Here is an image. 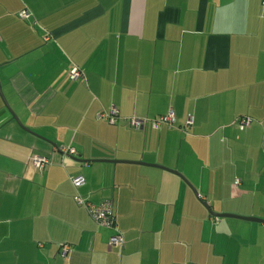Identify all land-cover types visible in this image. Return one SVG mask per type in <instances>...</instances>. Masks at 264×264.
I'll list each match as a JSON object with an SVG mask.
<instances>
[{
	"label": "crops",
	"instance_id": "crops-1",
	"mask_svg": "<svg viewBox=\"0 0 264 264\" xmlns=\"http://www.w3.org/2000/svg\"><path fill=\"white\" fill-rule=\"evenodd\" d=\"M0 89V264H264V0H0Z\"/></svg>",
	"mask_w": 264,
	"mask_h": 264
},
{
	"label": "built area",
	"instance_id": "built-area-1",
	"mask_svg": "<svg viewBox=\"0 0 264 264\" xmlns=\"http://www.w3.org/2000/svg\"><path fill=\"white\" fill-rule=\"evenodd\" d=\"M29 15L30 12L26 8L18 12V16L20 18H27ZM45 39H47V37H45ZM68 76L71 80H76L80 76H82V71L78 67L73 66L69 69ZM97 117L100 119H104L111 124H114L119 118L117 110L114 107L110 108L108 111L98 113ZM173 121L174 116L171 111L162 116L152 119L154 127H158L163 123L171 125ZM145 122V118H129V124L135 128L142 127ZM236 122L240 129H244L250 124L251 118L247 116H241L237 119ZM190 123L191 117L187 116L185 126H188ZM59 151H61L63 156L75 153V149L70 146H62L59 148ZM29 160L38 171H42L45 167L51 164V158L43 154H32L29 156ZM70 181L74 185V187H80L85 183V178L82 175H74L71 176ZM75 202L86 209L90 218L98 227L108 228L114 231L113 234L109 236V246H115L118 248L123 247L124 237L122 235V232L116 226L115 216L113 212V203L111 200L94 202L85 197H82L81 195H77L75 198ZM68 251V245H61L60 253L62 256H65Z\"/></svg>",
	"mask_w": 264,
	"mask_h": 264
},
{
	"label": "water",
	"instance_id": "water-1",
	"mask_svg": "<svg viewBox=\"0 0 264 264\" xmlns=\"http://www.w3.org/2000/svg\"><path fill=\"white\" fill-rule=\"evenodd\" d=\"M0 95H1V89H0ZM2 97V96H1ZM6 107L8 108V110L12 113V116L13 118L17 121V123L20 125V121L18 120L17 116L11 111V109L8 107L7 103L5 100H3ZM21 126V125H20ZM125 162H134V161H125ZM194 190V189H193ZM195 194H196V191L194 190ZM213 216H235V215H232V214H219V213H212ZM235 217H238V216H235ZM244 219H247V220H252V221H260V222H264V220H261V219H258V218H255V217H242Z\"/></svg>",
	"mask_w": 264,
	"mask_h": 264
},
{
	"label": "trees",
	"instance_id": "trees-1",
	"mask_svg": "<svg viewBox=\"0 0 264 264\" xmlns=\"http://www.w3.org/2000/svg\"><path fill=\"white\" fill-rule=\"evenodd\" d=\"M119 116V115H118ZM116 123V122H115ZM78 205V204H77ZM60 249H61V247H60Z\"/></svg>",
	"mask_w": 264,
	"mask_h": 264
}]
</instances>
